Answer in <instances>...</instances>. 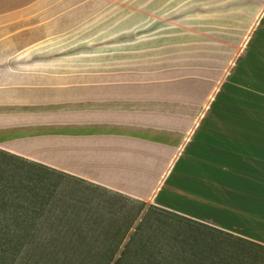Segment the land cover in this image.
Masks as SVG:
<instances>
[{"label":"rangeland","instance_id":"obj_1","mask_svg":"<svg viewBox=\"0 0 264 264\" xmlns=\"http://www.w3.org/2000/svg\"><path fill=\"white\" fill-rule=\"evenodd\" d=\"M263 4L0 0V23H15L0 36L39 23L19 30L50 38L54 57L68 54L71 67L126 62L227 76L196 142L169 177L175 187L158 200L221 225L253 218L250 232L264 237V14L256 22ZM172 223L157 210L143 216L125 196L0 155V264H43L35 257L40 239L75 248L76 264H105L113 250L109 264H163L173 251L158 249L160 231Z\"/></svg>","mask_w":264,"mask_h":264},{"label":"crops","instance_id":"obj_2","mask_svg":"<svg viewBox=\"0 0 264 264\" xmlns=\"http://www.w3.org/2000/svg\"><path fill=\"white\" fill-rule=\"evenodd\" d=\"M258 12L257 23L264 7ZM40 26L0 36V155L125 196L143 216L166 214L173 223L160 231L158 249L173 255L163 264L171 258V264H264V237L249 229L253 218L221 225L158 200L175 187L169 177L196 142L227 76L126 62L71 67L68 54L54 57L50 38L19 30Z\"/></svg>","mask_w":264,"mask_h":264},{"label":"trees","instance_id":"obj_3","mask_svg":"<svg viewBox=\"0 0 264 264\" xmlns=\"http://www.w3.org/2000/svg\"><path fill=\"white\" fill-rule=\"evenodd\" d=\"M38 249L39 251L36 253L35 257H39L37 262L43 263V264H76L77 260V250L75 248H71L69 246L59 248L53 244V241L51 240L46 243L45 240L40 239L37 241ZM116 251L113 250V253H111V256L107 260V263L109 264L114 257ZM84 254V253H83Z\"/></svg>","mask_w":264,"mask_h":264}]
</instances>
